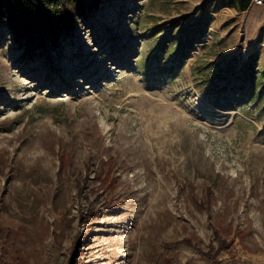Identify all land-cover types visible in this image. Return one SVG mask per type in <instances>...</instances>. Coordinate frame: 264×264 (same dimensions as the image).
Here are the masks:
<instances>
[{
    "label": "rangeland",
    "instance_id": "374dc122",
    "mask_svg": "<svg viewBox=\"0 0 264 264\" xmlns=\"http://www.w3.org/2000/svg\"><path fill=\"white\" fill-rule=\"evenodd\" d=\"M21 54L0 27V264H264V5L101 0Z\"/></svg>",
    "mask_w": 264,
    "mask_h": 264
},
{
    "label": "trees",
    "instance_id": "16d2710c",
    "mask_svg": "<svg viewBox=\"0 0 264 264\" xmlns=\"http://www.w3.org/2000/svg\"><path fill=\"white\" fill-rule=\"evenodd\" d=\"M100 2L101 0H0V27L5 26L11 31L18 48L22 50V58H49L53 50L60 48L64 40L75 33L78 19L97 9ZM249 6V0H241V10H246ZM82 191L83 188L79 190L80 193ZM218 238L219 249L230 244ZM182 241L192 244L186 238ZM177 243L179 242H175ZM207 254L211 255V252ZM215 263L219 264V261L215 260Z\"/></svg>",
    "mask_w": 264,
    "mask_h": 264
},
{
    "label": "crops",
    "instance_id": "0c3cea01",
    "mask_svg": "<svg viewBox=\"0 0 264 264\" xmlns=\"http://www.w3.org/2000/svg\"><path fill=\"white\" fill-rule=\"evenodd\" d=\"M227 5H229L232 8L238 7L240 9V2L241 0H224ZM252 3L250 2V5ZM250 7V6H249ZM241 10V9H240Z\"/></svg>",
    "mask_w": 264,
    "mask_h": 264
},
{
    "label": "built area",
    "instance_id": "2783aa9c",
    "mask_svg": "<svg viewBox=\"0 0 264 264\" xmlns=\"http://www.w3.org/2000/svg\"><path fill=\"white\" fill-rule=\"evenodd\" d=\"M249 1L255 5H264V0H249Z\"/></svg>",
    "mask_w": 264,
    "mask_h": 264
}]
</instances>
